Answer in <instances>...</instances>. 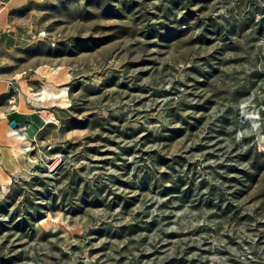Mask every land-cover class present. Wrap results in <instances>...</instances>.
I'll return each mask as SVG.
<instances>
[{"label":"rangeland","instance_id":"rangeland-1","mask_svg":"<svg viewBox=\"0 0 264 264\" xmlns=\"http://www.w3.org/2000/svg\"><path fill=\"white\" fill-rule=\"evenodd\" d=\"M0 78V264H264V0L30 2Z\"/></svg>","mask_w":264,"mask_h":264},{"label":"crops","instance_id":"crops-1","mask_svg":"<svg viewBox=\"0 0 264 264\" xmlns=\"http://www.w3.org/2000/svg\"><path fill=\"white\" fill-rule=\"evenodd\" d=\"M42 1V0H0V37L4 30L9 25V16L12 12L20 9L21 7L27 5L30 2ZM10 83L3 78H0V150L4 151L5 154H1V157L9 156V144L10 138L12 135L10 134V121H15V119L11 116L10 107H7L5 104L8 95L10 94ZM8 100V99H7ZM7 103H10L8 100ZM3 105V106H2ZM16 122V121H15ZM17 123V122H16ZM18 125V123H17ZM19 126V125H18ZM8 151V152H7Z\"/></svg>","mask_w":264,"mask_h":264},{"label":"bare ground","instance_id":"bare-ground-1","mask_svg":"<svg viewBox=\"0 0 264 264\" xmlns=\"http://www.w3.org/2000/svg\"><path fill=\"white\" fill-rule=\"evenodd\" d=\"M10 134H11V135H14L16 139H19V140H25V137L22 136V135H20V134H19L16 130H14V129H11V130H10ZM26 134H30V133L27 132Z\"/></svg>","mask_w":264,"mask_h":264},{"label":"water","instance_id":"water-1","mask_svg":"<svg viewBox=\"0 0 264 264\" xmlns=\"http://www.w3.org/2000/svg\"><path fill=\"white\" fill-rule=\"evenodd\" d=\"M9 92H12V88L9 89ZM9 126H10L11 129L18 128V125H17V123L15 121H10Z\"/></svg>","mask_w":264,"mask_h":264}]
</instances>
